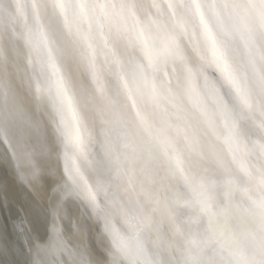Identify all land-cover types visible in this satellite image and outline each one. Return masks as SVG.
<instances>
[{
	"label": "clouds",
	"instance_id": "9594fccd",
	"mask_svg": "<svg viewBox=\"0 0 264 264\" xmlns=\"http://www.w3.org/2000/svg\"><path fill=\"white\" fill-rule=\"evenodd\" d=\"M0 164L25 264H264V0H0Z\"/></svg>",
	"mask_w": 264,
	"mask_h": 264
},
{
	"label": "bare ground",
	"instance_id": "6f19581e",
	"mask_svg": "<svg viewBox=\"0 0 264 264\" xmlns=\"http://www.w3.org/2000/svg\"><path fill=\"white\" fill-rule=\"evenodd\" d=\"M9 172L0 164V264H25L23 237L39 233L43 227L41 190H29ZM6 193L13 197L5 198Z\"/></svg>",
	"mask_w": 264,
	"mask_h": 264
},
{
	"label": "water",
	"instance_id": "95a60500",
	"mask_svg": "<svg viewBox=\"0 0 264 264\" xmlns=\"http://www.w3.org/2000/svg\"><path fill=\"white\" fill-rule=\"evenodd\" d=\"M2 166H4V165H2L1 164V167ZM9 171H10V167L9 166H5ZM9 173H11L12 174V172L10 171ZM13 175V174H12ZM23 186V185H22ZM25 187V186H24ZM34 191V190H33ZM11 196V197H13L12 195H11V193H6L5 194V198H7V199H11L9 196ZM12 200H14V199H12ZM5 222H6V224L8 223L9 224V218H7V216H5ZM13 227H15V226H13ZM22 246H23V249H25V244H24V242H23V244H22Z\"/></svg>",
	"mask_w": 264,
	"mask_h": 264
}]
</instances>
